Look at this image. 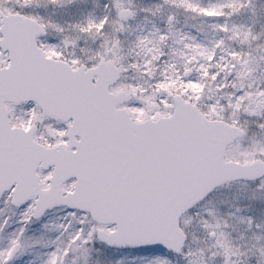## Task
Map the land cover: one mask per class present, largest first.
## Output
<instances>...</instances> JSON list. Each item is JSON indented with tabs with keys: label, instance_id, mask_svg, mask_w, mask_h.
Segmentation results:
<instances>
[{
	"label": "snow or ice",
	"instance_id": "snow-or-ice-1",
	"mask_svg": "<svg viewBox=\"0 0 264 264\" xmlns=\"http://www.w3.org/2000/svg\"><path fill=\"white\" fill-rule=\"evenodd\" d=\"M0 264H264V0H0Z\"/></svg>",
	"mask_w": 264,
	"mask_h": 264
}]
</instances>
